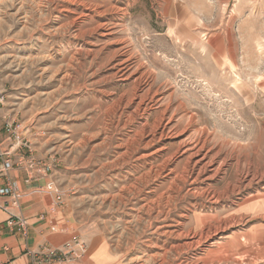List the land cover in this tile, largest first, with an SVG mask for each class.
<instances>
[{"label":"rangeland","instance_id":"obj_1","mask_svg":"<svg viewBox=\"0 0 264 264\" xmlns=\"http://www.w3.org/2000/svg\"><path fill=\"white\" fill-rule=\"evenodd\" d=\"M0 120L119 264H264V0H0Z\"/></svg>","mask_w":264,"mask_h":264},{"label":"crops","instance_id":"obj_2","mask_svg":"<svg viewBox=\"0 0 264 264\" xmlns=\"http://www.w3.org/2000/svg\"><path fill=\"white\" fill-rule=\"evenodd\" d=\"M19 139L29 141L22 135ZM10 144L13 142L6 139L4 121L0 120V147L8 149ZM26 153V149L20 147L15 150L14 159ZM7 176L21 192L19 208L14 212L26 218L27 229L24 235L16 225L9 226L6 223L8 215L0 209V264H31V251L59 248L68 240L80 238L78 224L67 202L56 200L54 193L44 189L49 179L47 175H30L23 168H12ZM4 183L5 176L0 173V185ZM86 244L85 254L69 264H119L105 242L91 240Z\"/></svg>","mask_w":264,"mask_h":264},{"label":"built area","instance_id":"obj_3","mask_svg":"<svg viewBox=\"0 0 264 264\" xmlns=\"http://www.w3.org/2000/svg\"><path fill=\"white\" fill-rule=\"evenodd\" d=\"M4 131L6 139L12 141L13 144H10L8 149H1L0 147V173L5 176V183L0 185V209L8 215L6 223L9 226L16 225L25 235L27 229L26 218L20 212H14V209L19 208L21 192L17 185L7 176V172L12 168H23L30 175L45 174L50 169V165L47 163L40 164L35 161L30 153L28 141H20L12 123H4ZM20 147L25 148L27 153L25 155L20 154L14 159V152L16 149H20ZM45 189L53 192L56 200L61 199L58 188L52 182H48L45 185ZM86 249L87 245L85 241L79 237H75L66 241L59 248H46L41 252L31 251V264H69L81 258L85 254Z\"/></svg>","mask_w":264,"mask_h":264}]
</instances>
